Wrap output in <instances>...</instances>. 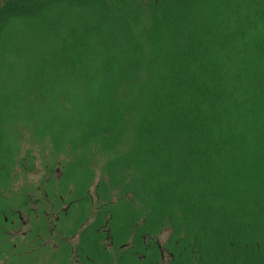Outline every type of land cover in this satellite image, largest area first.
<instances>
[{
    "label": "trees",
    "instance_id": "trees-1",
    "mask_svg": "<svg viewBox=\"0 0 264 264\" xmlns=\"http://www.w3.org/2000/svg\"><path fill=\"white\" fill-rule=\"evenodd\" d=\"M38 161L117 235L264 264V0H4L0 188Z\"/></svg>",
    "mask_w": 264,
    "mask_h": 264
},
{
    "label": "flooded vegetation",
    "instance_id": "flooded-vegetation-1",
    "mask_svg": "<svg viewBox=\"0 0 264 264\" xmlns=\"http://www.w3.org/2000/svg\"><path fill=\"white\" fill-rule=\"evenodd\" d=\"M31 173L36 181L17 186L13 175L0 188V264H213L198 237H173L170 227L154 235L115 234L109 204L117 196L102 199L96 178L88 201L60 162Z\"/></svg>",
    "mask_w": 264,
    "mask_h": 264
},
{
    "label": "rangeland",
    "instance_id": "rangeland-1",
    "mask_svg": "<svg viewBox=\"0 0 264 264\" xmlns=\"http://www.w3.org/2000/svg\"><path fill=\"white\" fill-rule=\"evenodd\" d=\"M2 2H4V0H0V4H1ZM40 166L43 167L42 164H40V161L36 162V167L39 168ZM98 174H99V171H98ZM27 177H28V179H30L31 181H36V179H37L36 174H33V173L28 174ZM98 178H99V177L96 176V180H98ZM23 183H24V179L21 178L20 180H18V181L16 182V185H17V186H20V185H23Z\"/></svg>",
    "mask_w": 264,
    "mask_h": 264
}]
</instances>
